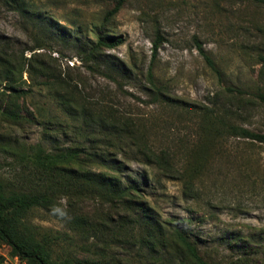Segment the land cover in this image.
<instances>
[{
  "label": "rangeland",
  "instance_id": "obj_1",
  "mask_svg": "<svg viewBox=\"0 0 264 264\" xmlns=\"http://www.w3.org/2000/svg\"><path fill=\"white\" fill-rule=\"evenodd\" d=\"M34 2L39 11L35 21H26L0 5V43L7 51L24 50L28 57L32 51L24 48L42 38L46 45L35 51L44 53L47 64L77 82L82 93L78 100L87 107L92 106L90 100L96 102V108L102 106L100 112L110 107L109 112L131 118L153 150L169 151L178 167L187 160L198 170L193 178L195 195L185 197L179 179L143 164L127 140H110L115 144L108 147L115 158L110 164H121L122 180L140 183V200L151 219H183L209 260L264 264V142L232 134L206 137L199 131L202 117L217 113L264 133V102L257 97L264 88V4L254 0H122L118 12L103 25L104 15L117 0ZM55 24L67 32L55 33ZM100 34L120 36L122 43L100 51L90 68L81 61V48ZM157 35L162 40L152 59ZM198 45L212 58L217 73ZM118 60L125 63L127 77L115 75L116 80L109 74L111 62ZM151 62L156 82L165 86L175 105L152 100L147 82ZM23 78L26 81L20 86L25 94L3 91L0 84V181L6 188L27 190L38 187L43 178L22 155L31 145L40 143L48 151L74 145L91 149L90 153L106 147L104 140L99 138L98 143L90 135L89 141L85 135L101 126L82 127V119H72L52 91L31 83L26 72ZM208 108L215 113L209 114ZM55 193L66 210V196ZM100 198L94 195L82 201L94 221L99 214L109 215L103 234L87 237L65 218L40 207L30 211L28 219L49 236L54 256L82 259L102 250L108 264H161L130 242L141 225L140 220H133L136 211L115 202L100 203ZM162 261L175 264L167 258ZM0 263L23 264L1 241Z\"/></svg>",
  "mask_w": 264,
  "mask_h": 264
},
{
  "label": "trees",
  "instance_id": "obj_2",
  "mask_svg": "<svg viewBox=\"0 0 264 264\" xmlns=\"http://www.w3.org/2000/svg\"><path fill=\"white\" fill-rule=\"evenodd\" d=\"M254 1L264 4V0ZM34 4V0H0V5L16 12L26 21H35V18L39 16V11L35 10ZM121 4L122 0H117L116 4L106 12L103 25L118 12ZM42 15L43 18L48 17L46 14ZM43 20L48 21V19ZM55 25V33L67 32L64 26ZM161 40V36L157 35L152 42V59L156 55ZM121 43L120 36L114 38L100 34L95 41L83 43L81 61L91 68V63L96 64L100 51L104 48H113ZM44 45H46L45 40L35 38L31 46L24 48L32 51L26 57L23 53L24 50L10 52L12 53L10 54L6 46L0 43V84H3V91H9L16 95L27 93L20 86L26 81L23 78V73L26 72L31 83L39 88L43 86L53 92L58 104L72 119L76 116L80 117L79 119H82L83 122L82 127L87 128L93 124L101 126L97 132L91 131L85 135L88 139L90 135H93L91 139L98 143L100 142L99 138L104 140L106 148L100 153L95 148L94 152L90 153L91 149H83L74 145L57 151H48L40 143L31 145L27 153H22V155L31 161L43 178L41 184L38 182V187L27 190L9 189L0 181V241L7 244L23 264H106L108 258L105 255L106 252L102 250L95 251L93 256L82 259H71L69 255L54 256L49 236L41 234L39 229L28 219L29 212L40 207L52 212L55 217L65 218L70 222L71 228L79 230L87 237L100 232L103 234L106 229L102 225L108 221L109 215L107 213L99 214L103 221H99L100 218L97 222L94 221L82 201V199L98 195L101 197L100 203L103 200L104 202H115L125 210L136 211L138 216L133 220L135 222L140 220L141 225L138 234L134 235L130 242L135 244L138 252L144 250L146 256L161 264L163 258H167V261H173L175 264H220L215 260L207 259L200 252L197 237L189 235L184 227L183 219L175 217L164 222L151 219L143 201L140 200V183L136 179L126 181L124 178L122 180L121 164H110L115 158L110 156L108 147L115 146L110 141L114 137L119 141L127 140L128 146L136 147V152L141 156L143 164L155 168L166 177L174 176L179 179L182 183V192L188 198L195 195L193 178L198 176L195 165L186 160L187 163H181L178 167L171 160L169 151L156 152L153 150L145 135L142 132L139 133L134 127V120L131 118L118 115V112H109L110 107H103L105 109L100 112L102 106L96 108V102L91 100L92 106L84 105L78 100L82 93L77 82L63 76L55 67L47 64L43 58L44 53L35 51L36 48H42ZM198 49L209 67L217 73L219 70L212 58L204 52L200 45H198ZM262 60L264 62V57ZM111 65V74L109 75L112 78L117 80L115 75L127 77L126 65L123 61L111 62ZM147 82L149 83V93L155 103L167 102L175 105L167 96L165 86L156 82L152 72V62L147 69ZM229 90L232 89L229 88ZM257 97L264 102V88L257 93ZM205 110L211 115L212 112L215 113L211 108ZM214 115L213 117H202L199 131L206 137L210 133L217 137L232 134L264 142V133L255 132L233 123L223 115L217 116V113ZM192 152L195 153L194 150ZM99 155H101L100 158ZM43 180L44 185L42 184ZM55 192L64 193L66 196V210L61 206L57 199L60 197L56 196Z\"/></svg>",
  "mask_w": 264,
  "mask_h": 264
},
{
  "label": "built area",
  "instance_id": "obj_3",
  "mask_svg": "<svg viewBox=\"0 0 264 264\" xmlns=\"http://www.w3.org/2000/svg\"><path fill=\"white\" fill-rule=\"evenodd\" d=\"M17 257V256H16Z\"/></svg>",
  "mask_w": 264,
  "mask_h": 264
}]
</instances>
